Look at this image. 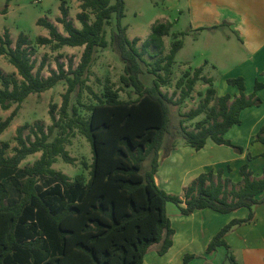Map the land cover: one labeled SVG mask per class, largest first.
I'll list each match as a JSON object with an SVG mask.
<instances>
[{
	"label": "trees",
	"instance_id": "16d2710c",
	"mask_svg": "<svg viewBox=\"0 0 264 264\" xmlns=\"http://www.w3.org/2000/svg\"><path fill=\"white\" fill-rule=\"evenodd\" d=\"M75 1L79 3L75 19L80 27L69 20L67 1L62 0L56 23L63 32L41 18L36 24L46 28L48 36L35 39L36 45L52 50L82 47L75 67L72 61L66 69L58 62L56 69L44 77L41 73L47 58L44 56L36 66L30 39L21 34L13 45L7 32L0 36V56L15 68L11 75L0 69V108L9 110L15 106L0 122V134L30 94H40L60 81L66 82L56 115L57 106H50V126L36 122L17 127V145L10 156L9 143L0 142V264H143L144 255L154 244L159 245L156 252L160 256L172 245L175 231L166 213L167 203L176 205L182 215L202 209L226 214L243 207L251 210L253 205L264 203V196L259 197L264 193V170L259 178H253L246 164L239 168L237 183L223 178L222 168L210 170L187 185L182 197L166 193L154 179L159 151L164 149L167 155L174 147L172 143L163 147L171 107L189 97L198 80L208 88L198 107L184 117L193 120L201 114L205 116L195 123V129L182 127L180 132L185 144L195 151L210 140L242 153L241 146L224 136L233 125L240 124L243 109L261 105L256 92L264 84L256 81L254 91L246 95L242 77L228 78L227 84L237 87L239 94L233 98L229 94L217 96L213 79L201 76L200 66L193 72L185 71L177 80L174 87L179 89L180 96L174 100L176 93L169 95L162 88L172 84L175 56L183 46L186 32L170 34L172 24L157 20L144 42L137 37L130 39L122 25L124 0ZM112 23L108 41L106 26ZM169 35L170 50L163 55L164 38ZM109 45L123 64L119 81L123 87L131 88L134 99L130 98L131 92L128 100L120 99L122 88L114 89L111 85H105L98 95L87 84L95 54ZM145 55L152 61L147 62ZM144 66L153 78L149 86L140 79ZM83 89L95 102L83 105L78 100L77 105L69 106L71 94L77 91L79 97ZM79 106L84 107L86 115ZM26 129L29 134L24 136ZM75 131L90 144L92 162L84 163L88 178L78 174L71 179L52 167L57 157L68 164L75 161L65 149ZM253 141L264 146V125ZM39 152V159L32 165L20 167L27 156ZM150 155V169L143 174L142 162ZM252 218L250 212L246 219L232 220L222 227L206 252L223 247L230 263L237 264L224 237L234 225ZM193 257L186 255L184 263Z\"/></svg>",
	"mask_w": 264,
	"mask_h": 264
},
{
	"label": "crops",
	"instance_id": "0c3cea01",
	"mask_svg": "<svg viewBox=\"0 0 264 264\" xmlns=\"http://www.w3.org/2000/svg\"><path fill=\"white\" fill-rule=\"evenodd\" d=\"M174 8L185 15L188 23V29L182 31L186 32L183 46L176 56L186 43L200 46V56L205 60L201 76H205L208 67L217 69L215 60L232 63L230 73L220 79L219 90L215 88L217 96L229 94L233 98L239 94L237 87L227 84L228 78L242 77L246 95L254 91L256 81L264 84V0H175ZM161 20L170 22L171 29L178 22V18ZM205 77L212 78L214 86L216 80L210 75ZM256 96L261 105L243 109L239 114L240 124L233 125L224 136L232 144L241 146L242 153L210 140L199 151L184 143L175 145L167 155L161 149L154 176L156 184L166 193L182 197L187 185L210 170L222 168L223 178L236 183L240 179L239 168L245 164L253 178H259L264 170V146L253 138L264 125V87ZM263 196L264 193L259 197ZM250 212L251 221L234 225L224 239L237 264H264V203L253 205L251 210L243 207L226 214L202 209L182 215L177 207L172 208L167 213L175 231L171 247L162 256L156 250L147 251L143 264H185L186 255L194 256L186 264H222V260L212 259L217 250L226 253L225 249L218 247L207 254L209 242L222 227L232 220L246 219Z\"/></svg>",
	"mask_w": 264,
	"mask_h": 264
},
{
	"label": "rangeland",
	"instance_id": "374dc122",
	"mask_svg": "<svg viewBox=\"0 0 264 264\" xmlns=\"http://www.w3.org/2000/svg\"><path fill=\"white\" fill-rule=\"evenodd\" d=\"M61 1L62 0H0V36L7 32L13 45L15 44L18 36L21 34L30 39L34 46V56L32 59L35 60L36 66H38V63L44 56L47 58L46 66L41 73L44 77L49 76L50 72L56 69L58 62L63 63L65 66L64 68L66 69L69 61H72L75 67L78 64L83 51L82 47L69 48L65 46L58 50H52L49 46H38L35 44V39L38 36H48V30L36 24L38 19L42 18L52 22L57 26L60 32H63L61 25L56 23L57 17L60 16L59 5ZM65 1H67L69 20H71L77 27H80V23L75 19L76 14L80 11L78 7L79 3L75 0ZM112 2H114V0H112ZM174 2L175 0H124L125 16L122 19V25L127 28V36L130 39L136 37L140 38L141 42H144L151 31L152 24L164 17L170 20L178 18V22L176 25H173V28L170 30V34L186 31L188 29V23L185 20V15H180L178 10L174 8ZM3 11H6V13L3 14ZM112 27H114L113 23L106 26V38L108 41L110 40ZM164 39L165 45L163 55L169 52L172 37L169 35ZM141 42L138 43L139 47H141ZM195 47L186 43L181 52L175 56L172 84L170 87L162 88V90L167 92L169 95L176 93L174 100H178L180 96L179 89L174 87L177 80L185 71L193 72L191 68L195 69L203 65L205 62L204 58L200 56V53L202 52L201 47ZM144 58L147 62L152 61L148 55H145ZM187 58H191V60L188 62ZM215 63L217 65V69L214 70L211 67H208L204 75L212 76L216 80L213 87L219 90L220 79L226 73H230L232 63L223 60H215ZM187 65L191 68H187ZM0 69L6 75H11L15 71V68L8 63L6 57L4 56H0ZM147 69V66L143 67L144 74L140 76V79L146 86H149L152 84L153 78L146 73ZM90 72L91 74L87 84L96 94L101 95L103 93L104 86L111 85L114 89L122 88L119 92L120 99H129V92H131V88L123 87L119 81V77L123 73V64L110 45L107 48L98 49L90 68ZM207 88L208 85L205 86L203 81L198 80L190 96L184 99L181 103L171 107L170 127L169 132L164 136L163 147L171 143L174 144V146L182 143L185 144V141L182 139L180 133L182 127L187 130L195 129V123L202 120L205 115L201 114L193 120L186 119L184 115L198 107L200 102L203 100L205 90ZM65 91L66 82L60 81L53 88L40 94H30L23 101L10 125L0 134V142H8L10 145V148L7 150V156L12 155L13 148L17 145L15 140L17 127L25 124L33 125L36 122L42 124L44 127H48L52 124V120L49 115L50 106L53 104L57 106L54 111V114L56 115L62 103V95ZM135 97L136 95L131 92L130 98L134 99ZM78 100L80 104L83 105L95 102L92 96L85 89L80 92L79 97L77 95V91H74L71 94L69 106L77 105ZM14 108V105L8 111L0 108V122L5 120ZM79 109L82 114H87L84 107L79 106ZM23 134L24 136H27L29 134V129H26ZM68 140L69 141L65 145V149L67 150L69 156L74 158L75 161L72 164H68L60 157H57V161L52 167L55 170L66 174L71 179H74V177L78 174H83L86 178H88V169L84 166V163L89 165L92 162V153L89 142L84 136L76 131L70 135ZM40 155L41 153L39 152L27 156L26 159L21 162L20 167L23 168L32 165L37 159H39ZM151 158L152 157L150 155L142 162L141 172L143 174L150 169ZM231 181L233 182V180ZM172 208H176V205L168 203L167 213H171ZM158 247V244H154L149 248V253H152ZM212 260L215 262L217 260H222V264H231L230 260L226 258V253L219 250L214 253Z\"/></svg>",
	"mask_w": 264,
	"mask_h": 264
}]
</instances>
